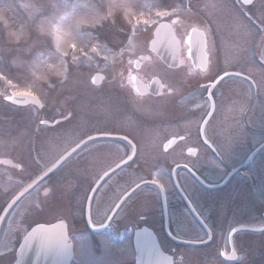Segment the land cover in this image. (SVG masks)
Returning a JSON list of instances; mask_svg holds the SVG:
<instances>
[{
  "label": "flooded vegetation",
  "instance_id": "obj_1",
  "mask_svg": "<svg viewBox=\"0 0 264 264\" xmlns=\"http://www.w3.org/2000/svg\"><path fill=\"white\" fill-rule=\"evenodd\" d=\"M183 1L126 35L102 70L97 101L83 97L82 118L74 115L71 94L66 121L81 119L87 140L10 207L0 223V261L15 254L27 224L64 221L73 239L108 235L91 231L104 227L130 229L131 237L149 228L174 264H202L207 238L205 245L214 247L208 258L225 251V264H264V0H204V11ZM160 21L171 26L176 66L151 47ZM191 30L205 35V66L190 52ZM234 55L245 75L236 78L250 89L243 109L223 100L220 85L230 76L213 83L230 71L225 64ZM155 77L159 95L138 93L136 79L149 85ZM210 96L214 109L205 119ZM34 129L27 141L0 140V213L79 141L43 161ZM229 174L218 188L203 185ZM140 182L163 188L143 183L121 200Z\"/></svg>",
  "mask_w": 264,
  "mask_h": 264
},
{
  "label": "rangeland",
  "instance_id": "obj_2",
  "mask_svg": "<svg viewBox=\"0 0 264 264\" xmlns=\"http://www.w3.org/2000/svg\"><path fill=\"white\" fill-rule=\"evenodd\" d=\"M27 2L32 5L31 10L35 13L32 16L23 10L21 0H0V95L15 90L34 91L41 103H44L38 110L37 121L42 117H53L58 113V108L66 110L71 104V94H75L74 113L77 118H82V110H85L83 97L88 96L92 101L100 91L99 87L91 85L88 78L93 71L103 68L107 57L112 54L111 48L122 43V32L143 26L153 17L152 14L155 15L156 11H152L154 8L157 10L173 5V2L176 4V0H112L115 7L109 13L106 6L108 0ZM204 2L191 0L190 5L204 11L207 6V2L205 5ZM70 8L80 13L99 9L106 14V19L96 21L98 25L91 24L93 21L89 19H82V26L71 27L70 39L60 32L56 34L54 43L52 37L40 31L38 24L41 17ZM36 9L40 11L36 12ZM236 24L234 18L233 27ZM105 46L110 47L108 50L111 52ZM239 60L240 57L234 55L225 65L229 69L235 65L241 68ZM225 81L228 82L222 84L224 88L220 90L225 92L223 100L231 99L229 104L233 108L243 109L242 99L250 90L248 84L236 77H229ZM1 110L4 111L3 117ZM35 112L34 106L0 104V140L16 142L32 139L31 131L35 130L32 116ZM2 126L7 130V138H2L5 132ZM82 127L81 119L69 124H57L52 128L39 126L34 139L36 147L42 148L40 154L43 157L40 158L43 161L50 160L63 148L80 140ZM74 240L76 257L73 264H132L130 241L113 244L107 242L105 236L89 238L88 234L75 236ZM202 252L210 253L213 250L203 248ZM202 262L219 264L211 259H203Z\"/></svg>",
  "mask_w": 264,
  "mask_h": 264
},
{
  "label": "water",
  "instance_id": "obj_3",
  "mask_svg": "<svg viewBox=\"0 0 264 264\" xmlns=\"http://www.w3.org/2000/svg\"><path fill=\"white\" fill-rule=\"evenodd\" d=\"M158 29L160 30L161 26H159ZM101 77L102 76L99 73H96L92 78V82L98 84ZM25 98V101L16 102L19 104H24L30 101L37 103L34 98L29 96H26ZM57 121L58 120H55L50 124H55ZM65 156L66 155L55 162L42 177L52 171ZM15 200L16 198L13 201ZM13 201L10 204H12ZM155 244L156 243L152 245V249H154L156 253L155 256H152V263L165 264L166 262H164V260L166 259V256ZM71 258V243L68 241L65 227L61 226L59 223L51 225L39 224L26 234L17 250V259L14 264H69Z\"/></svg>",
  "mask_w": 264,
  "mask_h": 264
},
{
  "label": "clouds",
  "instance_id": "obj_4",
  "mask_svg": "<svg viewBox=\"0 0 264 264\" xmlns=\"http://www.w3.org/2000/svg\"><path fill=\"white\" fill-rule=\"evenodd\" d=\"M21 6L23 10L29 15L32 16L35 13L31 10L32 5L27 2V0H21ZM108 12L111 13L113 7L112 0L107 2ZM40 11L36 9V12ZM82 19H89L93 21L91 24H99L96 21H101L106 19V14L100 12L99 9H96L90 13H80L75 8H70L61 12H53L48 16L41 17V20L38 24V27L42 33H46L53 38L55 43L56 34L63 32L67 38H71V27L73 25L79 27L82 26ZM59 47V44H57ZM196 70L193 68L189 69V75H195Z\"/></svg>",
  "mask_w": 264,
  "mask_h": 264
},
{
  "label": "snow or ice",
  "instance_id": "obj_5",
  "mask_svg": "<svg viewBox=\"0 0 264 264\" xmlns=\"http://www.w3.org/2000/svg\"><path fill=\"white\" fill-rule=\"evenodd\" d=\"M189 44H191V39L189 40ZM159 187L163 188V185H160Z\"/></svg>",
  "mask_w": 264,
  "mask_h": 264
}]
</instances>
